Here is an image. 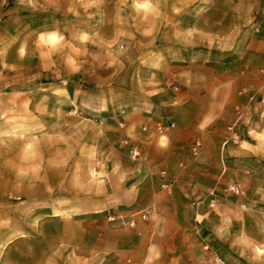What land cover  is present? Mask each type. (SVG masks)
Masks as SVG:
<instances>
[{
    "label": "crops",
    "instance_id": "crops-1",
    "mask_svg": "<svg viewBox=\"0 0 264 264\" xmlns=\"http://www.w3.org/2000/svg\"><path fill=\"white\" fill-rule=\"evenodd\" d=\"M138 1L154 5L155 15L129 17L122 27L109 24L99 32L123 48L104 61L93 48L89 58L74 62L67 54L54 57L47 36L40 41L49 30L39 29L35 18L11 16L13 9L0 13V97L22 108L12 119L27 123L12 134L26 138L29 154L13 163L27 169L26 176L0 177L2 195L30 205L40 200L39 191L47 203L53 186L72 194L73 178L82 186L92 181L101 195L89 187L76 192L77 215H146L134 229L109 225L104 241L114 254L127 253L125 264H240L242 253L253 264L260 257L255 249L264 246L262 237L247 236L264 232V0ZM74 76L76 82L68 80ZM57 101L77 109L54 119L61 125L53 131ZM159 124L173 127L159 133ZM233 124L236 144L226 132ZM126 140L139 149L137 161L129 159ZM195 140L201 144L196 155L190 151ZM163 170L172 182L170 196L160 189ZM229 183L245 195L224 194ZM45 212L52 216L51 208ZM9 227L0 231V264H31L18 239L33 226L16 221ZM93 231L78 227L77 243L94 245ZM197 231L203 233L199 243Z\"/></svg>",
    "mask_w": 264,
    "mask_h": 264
},
{
    "label": "rangeland",
    "instance_id": "rangeland-1",
    "mask_svg": "<svg viewBox=\"0 0 264 264\" xmlns=\"http://www.w3.org/2000/svg\"><path fill=\"white\" fill-rule=\"evenodd\" d=\"M3 4L0 7V13L13 9L11 16H18L22 18L32 17L36 19L37 27L39 29L49 30L46 33H42L40 41L45 42V36H47L46 43L52 45L54 50V57H60L61 54H67L69 61L74 62L77 56H86L91 54L92 48L99 51L97 58L100 61H104L108 52L116 49H123L121 44H111L102 40L97 35L99 32L104 33L109 24L111 27H122L123 23L129 17H145L146 14L155 15L154 5H148L147 2H139L138 0H3ZM148 1V0H146ZM45 22V25L43 24ZM78 32V36L76 35ZM92 34H94V40H92ZM64 36V38H63ZM62 42V43H61ZM79 45V46H78ZM84 48L81 49V46ZM119 47V48H118ZM129 54V53H128ZM130 58L125 56V59ZM54 75V74H53ZM63 80V79H62ZM69 81H77L76 77H70ZM53 82L59 83V79H53ZM90 104V102H89ZM61 106L63 109L61 110ZM67 112L76 111L75 105L72 103H60L57 101L53 106V123L52 129H60L61 123L54 121L59 116ZM13 111V112H12ZM20 111V112H19ZM23 110L17 109V106L12 103V100L3 99L0 97V177L5 173L12 175L17 173L22 176L27 175V169H17L13 163L19 157L21 162L28 160V149H26V138L23 136H17L12 134L13 127L20 129L26 121L12 119L15 113H21ZM15 112V113H14ZM21 115V114H19ZM72 117L69 113V117ZM22 117V116H21ZM22 130V129H21ZM62 136L56 137L58 140ZM63 138V137H62ZM74 141L73 137L63 138L68 142ZM264 144V135L261 137ZM20 143V144H19ZM19 145V146H18ZM52 145H56L52 141ZM25 146V147H23ZM33 154L39 157L40 145L36 144L32 149ZM14 157V158H13ZM41 170L40 164L36 165L35 174H39ZM80 169H75L76 173H80ZM79 175V174H77ZM91 179L96 174L91 170ZM76 178V177H75ZM73 178L72 182L68 184L67 188L72 194H68L67 191H60V186L56 190V187L52 188L51 201L45 203L42 200V192L37 191V198L35 203L30 205H24L22 201L14 199L11 194L4 197L0 187V231L6 226L9 227L11 223L16 221L21 224L30 223L33 226L34 231H23L19 233L18 242L20 243L21 256L25 261H30L31 264H125L126 252L123 250L117 251L115 254L108 248L106 240L108 229L110 224L117 226L118 230H130L136 227L137 222H144L146 219H141V214L134 213V210L127 218H116L111 211L98 212L93 215H77L76 210L77 201L73 196L76 192H81L82 188H92L96 196L101 195V190L96 184L89 186H82L76 183V179ZM66 187V186H65ZM102 186H100L101 188ZM261 188L264 186L261 185ZM72 195V196H71ZM7 199L8 201H3ZM19 203V206L17 205ZM47 206V207H46ZM45 208H51L52 216H45L48 213L45 212ZM130 219V220H129ZM229 218L227 221H230ZM133 223L131 226L130 224ZM85 230H94L93 233L99 240L90 245L85 242L83 247L76 241L77 228ZM10 228V227H9ZM113 228V227H112ZM126 229V230H125ZM203 233L197 231L194 233V238L197 242H202ZM124 234H117V238H120ZM229 234L228 238L230 239ZM250 238L258 241L259 238L264 240V232L259 233L257 231H251L248 233ZM0 232V258L4 252L3 242L1 240ZM227 238V241L229 240ZM187 256L186 253H184ZM255 254L260 257L259 261H253V264L264 263V246L255 249ZM230 255V254H229ZM202 257L199 253L195 255V259L199 260ZM229 257V256H228ZM232 256L229 257V259ZM240 258V264H250L247 262L248 256L242 253ZM204 259V258H203ZM235 258H233V261ZM250 259V258H249ZM165 261V260H164ZM166 262V261H165ZM147 264H154L148 261ZM233 264V263H232Z\"/></svg>",
    "mask_w": 264,
    "mask_h": 264
},
{
    "label": "built area",
    "instance_id": "built-area-1",
    "mask_svg": "<svg viewBox=\"0 0 264 264\" xmlns=\"http://www.w3.org/2000/svg\"><path fill=\"white\" fill-rule=\"evenodd\" d=\"M173 124H169L168 126L164 127L161 124L156 126V130L159 133H162L165 129L167 128H172ZM226 132L228 134V140L234 144H236L239 141V136L235 130V124L230 125L226 128ZM124 144L128 147L127 150V155L131 161H137L140 158V151L136 146H130L128 144V141H124ZM201 144L198 140H195L192 142L190 145V151L192 154L196 155L198 154L200 150ZM161 176V184H160V189L164 191V193L168 196L172 194V182L167 176V172L165 170L160 172ZM223 193L226 195H231V196H236V197H243L245 195V190L238 184L234 183H229L223 188ZM241 207H243L242 204H240ZM209 207L213 208L214 203L210 202ZM141 219H146L145 214H141ZM131 226L133 223L130 224ZM219 262V260H217Z\"/></svg>",
    "mask_w": 264,
    "mask_h": 264
}]
</instances>
